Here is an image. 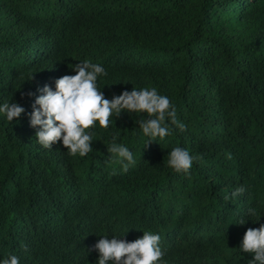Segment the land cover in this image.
I'll list each match as a JSON object with an SVG mask.
<instances>
[{
	"label": "trees",
	"instance_id": "obj_1",
	"mask_svg": "<svg viewBox=\"0 0 264 264\" xmlns=\"http://www.w3.org/2000/svg\"><path fill=\"white\" fill-rule=\"evenodd\" d=\"M84 61L106 70V99L156 88L186 130L146 145L147 114L122 112L86 130L83 157L60 141L44 149L33 104ZM5 102L25 111L0 114V262L96 264L101 237L150 231L159 264H251L239 247L264 224V0H0ZM113 136L133 155L126 171L107 151ZM176 147L198 157L187 173L167 166Z\"/></svg>",
	"mask_w": 264,
	"mask_h": 264
},
{
	"label": "clouds",
	"instance_id": "obj_2",
	"mask_svg": "<svg viewBox=\"0 0 264 264\" xmlns=\"http://www.w3.org/2000/svg\"><path fill=\"white\" fill-rule=\"evenodd\" d=\"M72 71L75 75H64L55 81V90L45 85L33 104L29 116V125L38 128L35 133L37 143L49 150L57 141L62 142L69 155L79 154L81 157L93 151L92 135L89 131L98 122L101 128H108L111 117L122 112L146 113L147 118L138 121L139 128L149 138V144L156 138L161 140L169 136L173 126L181 132L186 125L179 122L176 110L167 96L158 94L156 88L132 89L124 91L111 100L106 99L97 87L98 76H106L107 72L99 64L84 61L77 63ZM31 96V93H28ZM25 109L15 102L0 105V114H4L9 122L18 118ZM113 143L107 151L116 158L115 163L122 165L126 171L134 164L132 153L125 146ZM145 145V146H146ZM187 149L176 147L168 153L167 166L176 173H187L194 159ZM245 192L243 186L231 193L237 197ZM229 199V197H225ZM249 215H256L255 209H249ZM243 217L239 225L245 223ZM161 237L150 231L143 232L142 238L133 242L107 236L101 237L92 250L98 253L96 264H159L165 253L160 247ZM239 249L243 253H251V264H264V224L259 228H248L241 240ZM0 264H19V259L11 255Z\"/></svg>",
	"mask_w": 264,
	"mask_h": 264
}]
</instances>
